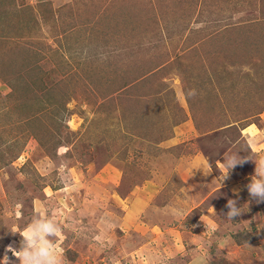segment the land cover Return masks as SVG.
<instances>
[{
    "label": "rangeland",
    "instance_id": "374dc122",
    "mask_svg": "<svg viewBox=\"0 0 264 264\" xmlns=\"http://www.w3.org/2000/svg\"><path fill=\"white\" fill-rule=\"evenodd\" d=\"M173 148L264 156V0H0V258L40 212L65 264H264L254 163Z\"/></svg>",
    "mask_w": 264,
    "mask_h": 264
},
{
    "label": "clouds",
    "instance_id": "9594fccd",
    "mask_svg": "<svg viewBox=\"0 0 264 264\" xmlns=\"http://www.w3.org/2000/svg\"><path fill=\"white\" fill-rule=\"evenodd\" d=\"M251 160L254 163L253 174L249 177L246 189L249 198L256 202H264V156L253 159L250 156H241L239 152H225L220 160L222 171L221 181L229 177L230 171ZM211 169L209 170V172ZM221 186V184H220ZM227 212L223 215L230 220L241 215L244 209L237 206V201L229 199L226 204ZM61 231L57 220L47 213H35L25 224L22 230L11 231L19 233V246H6V253L11 252L18 264H65L62 251L57 249L55 238ZM0 264H13L5 254L0 258ZM202 264V262H201Z\"/></svg>",
    "mask_w": 264,
    "mask_h": 264
},
{
    "label": "crops",
    "instance_id": "0c3cea01",
    "mask_svg": "<svg viewBox=\"0 0 264 264\" xmlns=\"http://www.w3.org/2000/svg\"><path fill=\"white\" fill-rule=\"evenodd\" d=\"M172 128H173V130H175V131L177 130L179 132H177V134H174V135L170 134L169 137H167V139L162 141L163 146L165 145L167 147H174L176 145L177 141L179 140L178 135L179 136L182 135L186 138L187 137L192 138V136L195 135V132H196L194 125H192L191 119L190 118L187 119V117L185 118V120L182 123L174 124ZM207 134H208V132L202 136H206ZM242 135H244V134L242 133ZM162 142H160V144ZM170 150L167 151V154L165 156L161 157V159L159 160L160 162L162 161L161 163H163V164H165V162L171 163L172 161H176L179 158V159H184V165L188 166V168L194 170V172L200 173V171H203V169H205V172L203 173V175H205L207 177V181H208L207 186L208 187L214 185V182L212 180H214V181L218 180V178L215 177V175H214L215 169L219 172V176H221V178H222V171L223 170L220 168L219 161H216L215 164L213 163L214 167H215L213 169L212 163L210 165V163H209L210 161L208 160L207 156L205 155V153L203 151H198V152L194 153L193 155H190L187 158V156L185 157V154H183L181 157H177L181 152V151L178 152V149L173 148ZM181 165H183V164H181ZM210 169H211V171L209 172ZM234 171H235V168L230 171V174L234 173ZM210 175L214 176L212 180H210V178H209ZM215 187L216 188H214V189H217V186H215ZM138 194L141 196L140 193H138Z\"/></svg>",
    "mask_w": 264,
    "mask_h": 264
},
{
    "label": "trees",
    "instance_id": "16d2710c",
    "mask_svg": "<svg viewBox=\"0 0 264 264\" xmlns=\"http://www.w3.org/2000/svg\"><path fill=\"white\" fill-rule=\"evenodd\" d=\"M10 96H11V93H10ZM30 118V117H29ZM29 118H27V119H29ZM214 167V166H213ZM215 168V167H214Z\"/></svg>",
    "mask_w": 264,
    "mask_h": 264
}]
</instances>
